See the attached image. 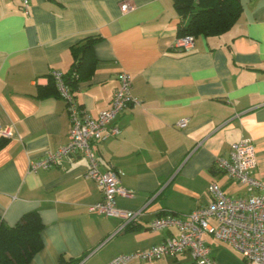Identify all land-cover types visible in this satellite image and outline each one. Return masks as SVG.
<instances>
[{
  "label": "crops",
  "instance_id": "1",
  "mask_svg": "<svg viewBox=\"0 0 264 264\" xmlns=\"http://www.w3.org/2000/svg\"><path fill=\"white\" fill-rule=\"evenodd\" d=\"M126 1L132 9L123 12ZM241 2L232 28L200 35L183 50L174 48L181 21L174 0H31L28 14L19 1L0 0V131H13L0 150V217L13 226L27 212L39 213L43 247L30 264L81 257L78 264H107L177 234L149 223L162 212L186 214L206 205L212 182L226 193H244L213 168L216 157L229 155L244 137L255 144V175L264 182V0ZM89 37L99 39L95 62L75 71L74 92L88 113L96 117L110 106L122 70L141 100L116 119L117 137L94 145L100 169L122 171L123 187L134 192L118 196V206L145 207L139 223L119 233L118 218L89 210L103 191L86 177L83 155L62 167L30 170L32 161L69 139L66 103L49 76L71 73L73 48ZM184 119L187 125L179 126ZM206 238L220 264H249L230 261L227 243ZM127 264L197 263L184 252Z\"/></svg>",
  "mask_w": 264,
  "mask_h": 264
},
{
  "label": "built area",
  "instance_id": "2",
  "mask_svg": "<svg viewBox=\"0 0 264 264\" xmlns=\"http://www.w3.org/2000/svg\"><path fill=\"white\" fill-rule=\"evenodd\" d=\"M22 10L29 13L31 0H17ZM121 9L127 12L132 6L126 1ZM195 36L178 37L174 48L190 50L194 47ZM58 91L66 103L71 120L67 143L56 150L48 149L44 156L30 163V170L62 167L72 155L81 154L88 160L87 178L100 185L103 199L89 206V210L108 217L118 218L120 225L116 233L139 223L145 207L126 210L118 206V196H133L132 190L122 185V171L116 168L100 169V162L94 145L100 141L117 137L121 133L115 122L118 116L130 106L138 105L141 100L132 93L133 80L127 71L118 73L119 84L115 89L110 106L92 117L79 102L76 94L66 83L64 73L51 71ZM186 119L178 123L186 126ZM0 135L12 137L11 128L3 129ZM258 165L256 147L250 138H242L232 144L229 155H219L213 163L216 171L225 173L230 180L239 183L244 193H226L217 182L208 187L209 202L186 214L162 212L149 226L152 229H175L164 241L147 249L115 256L107 264H127L132 261H154L166 255L176 256L190 252L197 264H220L212 255L207 236L227 243L249 264H264V182L255 175Z\"/></svg>",
  "mask_w": 264,
  "mask_h": 264
},
{
  "label": "trees",
  "instance_id": "3",
  "mask_svg": "<svg viewBox=\"0 0 264 264\" xmlns=\"http://www.w3.org/2000/svg\"><path fill=\"white\" fill-rule=\"evenodd\" d=\"M174 5L181 15L178 37L220 35L232 28L243 11L241 0H174ZM98 40L89 37L82 45L73 48V70L64 73L66 83L73 92L77 89L79 79L75 77V71L78 72L80 67L91 61L95 62L91 55ZM49 77L52 89L61 97L55 79L52 75ZM9 139L0 135V150ZM43 228L44 223L37 211L25 213L13 226L6 224L0 217V264H30L32 257L43 247ZM83 258L63 261L61 264H78Z\"/></svg>",
  "mask_w": 264,
  "mask_h": 264
},
{
  "label": "rangeland",
  "instance_id": "4",
  "mask_svg": "<svg viewBox=\"0 0 264 264\" xmlns=\"http://www.w3.org/2000/svg\"><path fill=\"white\" fill-rule=\"evenodd\" d=\"M224 246H225L226 254L228 255L230 261H244L243 256L235 249H233L230 245L224 244ZM225 260L227 259L225 258Z\"/></svg>",
  "mask_w": 264,
  "mask_h": 264
}]
</instances>
